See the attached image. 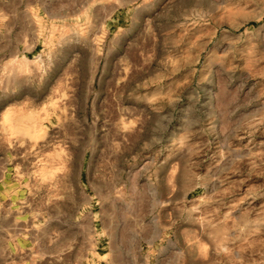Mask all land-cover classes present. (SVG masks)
<instances>
[{"label": "rangeland", "instance_id": "374dc122", "mask_svg": "<svg viewBox=\"0 0 264 264\" xmlns=\"http://www.w3.org/2000/svg\"><path fill=\"white\" fill-rule=\"evenodd\" d=\"M0 264H264V0H0Z\"/></svg>", "mask_w": 264, "mask_h": 264}]
</instances>
